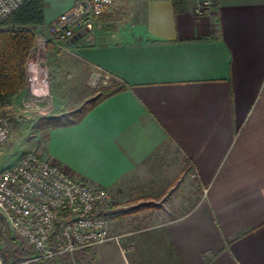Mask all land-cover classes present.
I'll return each mask as SVG.
<instances>
[{"label": "crops", "instance_id": "0c3cea01", "mask_svg": "<svg viewBox=\"0 0 264 264\" xmlns=\"http://www.w3.org/2000/svg\"><path fill=\"white\" fill-rule=\"evenodd\" d=\"M74 3L42 0L35 28L49 35ZM196 4L118 0L94 44L49 45L54 70L124 86L47 129L40 153L113 191L126 264H264V0Z\"/></svg>", "mask_w": 264, "mask_h": 264}, {"label": "built area", "instance_id": "2783aa9c", "mask_svg": "<svg viewBox=\"0 0 264 264\" xmlns=\"http://www.w3.org/2000/svg\"><path fill=\"white\" fill-rule=\"evenodd\" d=\"M32 0H0V30L7 19ZM118 0H75L71 10L58 17L50 26L49 35L35 27V45L30 55L37 57L27 72L31 91L45 94L49 71L44 56L50 44L62 45L80 38L85 44L95 43V27L100 18ZM216 0H197L195 11L204 14ZM109 73L94 72L87 85L91 88L109 85ZM8 139V130L0 119V146ZM113 193L103 187L70 175L35 151H28L16 162L0 170V214L10 231L25 241L36 253L30 261L74 253L119 236L111 235V219L107 210ZM0 264H8L0 246Z\"/></svg>", "mask_w": 264, "mask_h": 264}, {"label": "rangeland", "instance_id": "374dc122", "mask_svg": "<svg viewBox=\"0 0 264 264\" xmlns=\"http://www.w3.org/2000/svg\"><path fill=\"white\" fill-rule=\"evenodd\" d=\"M48 50L44 56V62H42L49 71L47 92L45 94L29 95L30 101L26 100L22 106L11 102L0 107V119L8 130V139L0 146V170L16 163L28 151H35L42 155L40 152L45 146L44 134L47 129L52 128L41 123L40 120L43 117H67L71 112L85 108L89 101L97 96L102 89L118 87L111 81L109 85L91 88L87 83L85 84V82H88L87 80L79 83L72 76L69 78L66 70L56 71L53 69L48 58ZM37 60L35 55H30L26 67L27 72L29 71L28 66L30 67L32 63H36ZM111 192L113 193V191ZM191 194L193 196V188ZM116 208L113 193V199L109 207L107 210L102 211L110 216L112 236H119L124 232V228L119 227L120 215H115L114 210ZM139 211V209L130 210L124 212V215ZM113 225L118 226L112 230ZM25 244V241H21L10 231L6 222H4V226L0 224V246L5 251L8 264H105L102 256H105L106 264H126L127 250H123L125 243L123 238L120 239V236L118 240L111 239L105 243L74 253L52 258H41L35 261L30 260L36 256V253L30 246L26 247ZM20 250L25 253L23 256L16 255Z\"/></svg>", "mask_w": 264, "mask_h": 264}, {"label": "trees", "instance_id": "16d2710c", "mask_svg": "<svg viewBox=\"0 0 264 264\" xmlns=\"http://www.w3.org/2000/svg\"><path fill=\"white\" fill-rule=\"evenodd\" d=\"M43 23L42 0H32L21 6L7 19L6 26L14 25L15 29L0 31V107L10 104L15 95L28 85L26 67L31 49L35 45V35L29 28L43 25ZM123 88L124 86L102 89L85 108L73 111L67 117H43L40 121L47 127L73 125L102 99ZM4 222V217L0 214V224L4 226ZM18 252L17 256L25 254L23 251L19 254Z\"/></svg>", "mask_w": 264, "mask_h": 264}]
</instances>
